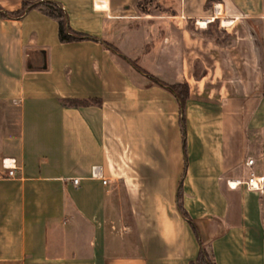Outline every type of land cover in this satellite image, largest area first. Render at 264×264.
I'll return each instance as SVG.
<instances>
[{
  "label": "crops",
  "instance_id": "crops-1",
  "mask_svg": "<svg viewBox=\"0 0 264 264\" xmlns=\"http://www.w3.org/2000/svg\"><path fill=\"white\" fill-rule=\"evenodd\" d=\"M53 1L0 16V264H264V0Z\"/></svg>",
  "mask_w": 264,
  "mask_h": 264
},
{
  "label": "trees",
  "instance_id": "trees-1",
  "mask_svg": "<svg viewBox=\"0 0 264 264\" xmlns=\"http://www.w3.org/2000/svg\"><path fill=\"white\" fill-rule=\"evenodd\" d=\"M33 8H39L43 10L47 15L52 18H55L58 23V35L61 41H73L78 40L83 37V35L73 32L67 22V17L64 10L61 8L59 4L54 2L53 0H39V1H31V0H23L21 7L17 10L13 11H5L2 10L0 7V16L4 18H20L22 17L27 11ZM140 69V68H139ZM141 70V69H140ZM171 90L176 94L178 97L179 102L182 106H184L185 101L188 97V87L185 84H173L170 86ZM95 103H99L98 100H91ZM70 105H80L85 103H90V101H82V100H68ZM182 215L189 221L191 224L195 235L198 237V232L189 218L188 214L185 210L180 207ZM190 264H215L210 253L206 250V248L202 247L199 250V253L195 260L191 261Z\"/></svg>",
  "mask_w": 264,
  "mask_h": 264
},
{
  "label": "built area",
  "instance_id": "built-area-1",
  "mask_svg": "<svg viewBox=\"0 0 264 264\" xmlns=\"http://www.w3.org/2000/svg\"><path fill=\"white\" fill-rule=\"evenodd\" d=\"M13 160V159H12ZM253 163V159L252 158H248L245 161V164L250 166ZM6 168H8V175L12 176L13 172H14V168H15V160H13V164L12 165H8ZM99 167H94L93 168V174L95 176H99ZM264 178L263 177H259L257 175H255L252 171H250L248 173L247 179L245 181L246 185L251 188V189H259L260 188V184L263 183ZM73 184H77L78 183V178H73L72 179ZM106 181L103 179V183H105Z\"/></svg>",
  "mask_w": 264,
  "mask_h": 264
},
{
  "label": "rangeland",
  "instance_id": "rangeland-1",
  "mask_svg": "<svg viewBox=\"0 0 264 264\" xmlns=\"http://www.w3.org/2000/svg\"><path fill=\"white\" fill-rule=\"evenodd\" d=\"M147 3H148V0H141L140 9L143 10V11L146 10L149 7V5ZM224 31L225 30H223V29H218L216 27V25H214V27H213L214 36L217 37V38H222V40L225 38Z\"/></svg>",
  "mask_w": 264,
  "mask_h": 264
},
{
  "label": "bare ground",
  "instance_id": "bare-ground-1",
  "mask_svg": "<svg viewBox=\"0 0 264 264\" xmlns=\"http://www.w3.org/2000/svg\"><path fill=\"white\" fill-rule=\"evenodd\" d=\"M204 23H206V21Z\"/></svg>",
  "mask_w": 264,
  "mask_h": 264
}]
</instances>
